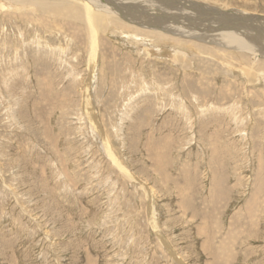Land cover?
<instances>
[{
  "label": "rangeland",
  "instance_id": "rangeland-1",
  "mask_svg": "<svg viewBox=\"0 0 264 264\" xmlns=\"http://www.w3.org/2000/svg\"><path fill=\"white\" fill-rule=\"evenodd\" d=\"M177 4L200 36L0 0V264H264V55L202 33L264 0Z\"/></svg>",
  "mask_w": 264,
  "mask_h": 264
},
{
  "label": "bare ground",
  "instance_id": "bare-ground-1",
  "mask_svg": "<svg viewBox=\"0 0 264 264\" xmlns=\"http://www.w3.org/2000/svg\"><path fill=\"white\" fill-rule=\"evenodd\" d=\"M69 1L75 3V7H68V11L73 13L72 16L79 17L80 20L86 21L87 23H89L88 25H90V27L97 26L100 28L101 26L98 25H101L105 21L104 18L108 16H117L120 20L123 19L122 21L126 25L127 29L138 31L139 34L141 33L142 35L148 37L156 36L161 38L163 37V39L166 40L167 38L173 40V38H171L172 34H174L176 38L187 39H193V37L195 38L197 36H200V33L199 35H197L196 32L200 31L201 29H198L197 26V28H193L189 25L191 21L190 18L196 15L195 12L190 11V7L185 8L178 6L177 2H180V0ZM197 8L199 9V7H192V9L195 10ZM202 9H204V11L208 13V15L212 14L211 17L209 16L210 20H216L218 22V26L212 27V30L202 32L209 35L212 34L211 38H209L211 42L217 43V45L221 46H236L240 50L244 49V51L252 52L255 55L254 59H256L259 55H264V29H262L263 26H259V28L252 26V24H247L248 26H244L243 22H248L250 20L245 19V17L242 16H240V21L238 22V24H234V21L227 20L228 17L220 13L219 10L213 9L212 7L207 9L202 7ZM181 20L183 21L182 23ZM260 21L264 22L263 20ZM261 25L263 24L261 23ZM192 26H194V24ZM136 27L144 29V31L139 30ZM249 29L257 32V35L261 36L259 41L257 40V37H254L253 33L249 32ZM210 31H212V33H209ZM250 39L255 40L257 43H261V47L259 50L260 53L256 54L254 52L256 45L252 43ZM249 42H251V44ZM93 56H95V52ZM95 58L93 57L94 62L96 60ZM94 66L91 69L92 71L95 69Z\"/></svg>",
  "mask_w": 264,
  "mask_h": 264
}]
</instances>
